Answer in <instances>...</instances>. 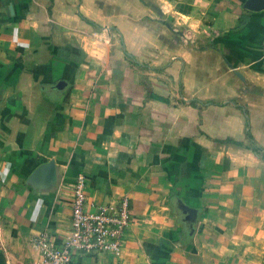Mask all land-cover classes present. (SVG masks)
I'll return each instance as SVG.
<instances>
[{
	"label": "crops",
	"instance_id": "obj_1",
	"mask_svg": "<svg viewBox=\"0 0 264 264\" xmlns=\"http://www.w3.org/2000/svg\"><path fill=\"white\" fill-rule=\"evenodd\" d=\"M247 1L0 0V264L67 232L76 172L90 209L126 195L130 219L118 255L67 264H264V4Z\"/></svg>",
	"mask_w": 264,
	"mask_h": 264
},
{
	"label": "built area",
	"instance_id": "obj_2",
	"mask_svg": "<svg viewBox=\"0 0 264 264\" xmlns=\"http://www.w3.org/2000/svg\"><path fill=\"white\" fill-rule=\"evenodd\" d=\"M85 175L76 172L70 186L69 228L56 242L46 233L35 239L41 249L37 264H67L77 255L111 252L118 255L130 219L129 198L121 195L113 201L90 204L85 195Z\"/></svg>",
	"mask_w": 264,
	"mask_h": 264
},
{
	"label": "water",
	"instance_id": "obj_3",
	"mask_svg": "<svg viewBox=\"0 0 264 264\" xmlns=\"http://www.w3.org/2000/svg\"><path fill=\"white\" fill-rule=\"evenodd\" d=\"M253 1V0H248L246 3L248 6H250V2ZM258 3L260 4H264V0H257ZM51 171V164L50 162H43L41 164H39L32 172L31 174V178H35V176H38V177H42L43 180L45 181L46 180V176L50 173Z\"/></svg>",
	"mask_w": 264,
	"mask_h": 264
},
{
	"label": "trees",
	"instance_id": "obj_4",
	"mask_svg": "<svg viewBox=\"0 0 264 264\" xmlns=\"http://www.w3.org/2000/svg\"><path fill=\"white\" fill-rule=\"evenodd\" d=\"M240 18H242V15L239 16V19H238V22H239V23L242 22V19H240Z\"/></svg>",
	"mask_w": 264,
	"mask_h": 264
}]
</instances>
